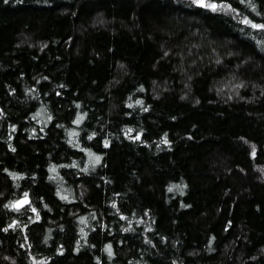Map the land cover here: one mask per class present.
I'll list each match as a JSON object with an SVG mask.
<instances>
[{"label": "trees", "instance_id": "obj_1", "mask_svg": "<svg viewBox=\"0 0 264 264\" xmlns=\"http://www.w3.org/2000/svg\"><path fill=\"white\" fill-rule=\"evenodd\" d=\"M204 4L0 0V264H264V0Z\"/></svg>", "mask_w": 264, "mask_h": 264}, {"label": "snow or ice", "instance_id": "obj_2", "mask_svg": "<svg viewBox=\"0 0 264 264\" xmlns=\"http://www.w3.org/2000/svg\"><path fill=\"white\" fill-rule=\"evenodd\" d=\"M195 2H196L198 5H200V6L209 7V8H211L213 11L217 10V8H219V9L222 10V11H235L234 9L231 8V5H227V4H220V5H216V4H204V0H195ZM249 3L251 4V0H249ZM242 23H243V24H246V25H249V26H250L251 28H253V29H258V30H262V31H264V23H262V24H257V23H254L253 21H251V20H249V19H247V18H244V19L242 20ZM138 103H141V102H138ZM82 119H83V117H80V118H78L77 121H75V122H76V123H80V121H81ZM128 131L131 132V129H129ZM73 135H75V134L73 133ZM138 138H139V137H137V139H138ZM164 142L167 143L166 140H165ZM106 146H107V145H106ZM253 155H255V152H254V151H253ZM95 160H96V162H99L100 157H95ZM54 170H55V169H53V171H54ZM85 171H86V169H85ZM27 196H28V194L25 193V194H24L25 200H24L22 203H28ZM22 203H21V202H17V204L10 205V207L18 208V206H22ZM32 211L35 212L36 209L33 208ZM37 218H39V217H37ZM82 222H83V221H82ZM10 227H11V226H10ZM106 250L109 252V254H111V245H109V246L107 247Z\"/></svg>", "mask_w": 264, "mask_h": 264}, {"label": "water", "instance_id": "obj_3", "mask_svg": "<svg viewBox=\"0 0 264 264\" xmlns=\"http://www.w3.org/2000/svg\"><path fill=\"white\" fill-rule=\"evenodd\" d=\"M31 264H35V263H31Z\"/></svg>", "mask_w": 264, "mask_h": 264}]
</instances>
